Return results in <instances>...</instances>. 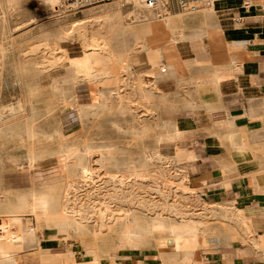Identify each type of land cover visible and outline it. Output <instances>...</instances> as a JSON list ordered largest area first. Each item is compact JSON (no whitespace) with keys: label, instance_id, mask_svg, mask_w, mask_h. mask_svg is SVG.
<instances>
[{"label":"rangeland","instance_id":"obj_1","mask_svg":"<svg viewBox=\"0 0 264 264\" xmlns=\"http://www.w3.org/2000/svg\"><path fill=\"white\" fill-rule=\"evenodd\" d=\"M117 2L89 7L77 13L62 10L63 4L51 10L43 0H21L18 7L6 3V23L0 29V111H5L2 116L6 120L22 117L21 123L26 128L0 131V164L4 155L31 154L37 159V166L32 170L45 162L52 174L48 180L36 183L27 178L10 181L0 172V206L13 201L20 193L46 191L48 186L55 185L59 197L57 216L69 221V208L81 215L78 218L86 223L82 231L72 233L71 242L83 246L94 261L92 264H111L112 254L123 252L124 257L129 252L127 246L120 244L116 228L117 222L124 219L119 216L129 206L141 213L157 210L170 213L178 220H190L199 228L198 239L208 236L207 228L215 224L229 228L228 236H232L231 229L235 226L241 231L237 233L238 238L248 237L238 224L243 222L232 216L233 213L226 211L221 217L219 212L225 208L220 211L209 209L196 198L183 182L186 180L183 170L163 155L161 159L146 164L145 177L140 182L129 181L125 166L116 177L115 169L107 168L87 178L78 172L66 171L62 165L61 169L58 167L60 155L83 154L89 148L95 150L104 146H112L118 159L131 165L144 161L147 154L159 150L157 138L175 140L173 100L164 87L169 86L174 78L178 79V87L185 86L184 71H188V65L173 57L175 52L169 49V41L181 29L191 27L189 20L202 17L209 21L213 11L211 8L199 13L185 10L184 15L172 16L174 10H163L170 17V25L148 33L143 28L148 27L151 20L160 21L140 9L141 21L133 19L131 9L123 7L124 17L133 24L132 30L112 40L109 52L101 49L92 54L97 62L108 54L112 55L115 67L108 72L105 69L104 79L96 85L91 81L71 85L68 59L84 55L85 44L90 38L59 40V23L81 19L91 10L115 7ZM207 27L214 28V25ZM139 47V58L152 57L158 49L166 47L162 58L157 57V67L148 70L157 84L146 97L141 88L151 77L138 73L133 66L136 63L130 62L129 69L121 68L123 61L136 54L134 52ZM169 57L176 60L172 69L167 64ZM101 93L107 98L108 108H89L87 105H93ZM19 107L23 108V113L14 111ZM68 117L75 122L80 135L71 137V142L63 136L64 120ZM51 133L53 139L48 141L45 136ZM88 157L90 165H94L96 155L92 153ZM55 213L48 218H38V221L24 219L25 230L31 227L37 232L40 226L45 234L44 229L58 224ZM5 214L0 207V219ZM198 239L186 246L173 247L172 252L161 254L164 256L160 261L162 264H184L185 253L197 246ZM155 241L147 238L139 246L140 250L152 249ZM68 245L70 242H65L64 246ZM26 248L0 241V250L11 255L19 256ZM0 264L10 263L0 261Z\"/></svg>","mask_w":264,"mask_h":264},{"label":"crops","instance_id":"obj_2","mask_svg":"<svg viewBox=\"0 0 264 264\" xmlns=\"http://www.w3.org/2000/svg\"><path fill=\"white\" fill-rule=\"evenodd\" d=\"M211 10L209 21L202 17L188 21L191 27L186 29L192 32L188 51H171L188 65L187 84L178 87L174 78L164 87L173 100L177 134L159 150L183 170L196 198L209 209L225 208L245 224L237 222L248 234L239 238L241 231L235 226L232 236L222 225L208 227L209 235L201 236L191 249L193 263L264 264V0H213ZM151 60L139 58L134 69L139 73L150 68ZM175 62L172 57L167 61L171 69ZM75 128L70 117L64 120L67 142L80 136ZM11 157L1 158L0 172L6 179L36 183L49 179L45 162L28 171L24 161L22 171V162ZM225 210L219 212L221 217ZM31 235H21L19 247L26 251L12 255L22 264L94 263L80 243L40 248L27 243ZM172 251L168 240L157 239L152 249H130L116 264H162L161 254Z\"/></svg>","mask_w":264,"mask_h":264},{"label":"bare ground","instance_id":"obj_3","mask_svg":"<svg viewBox=\"0 0 264 264\" xmlns=\"http://www.w3.org/2000/svg\"><path fill=\"white\" fill-rule=\"evenodd\" d=\"M20 1L21 0H0L1 30L3 25L6 23V3H11L18 7L20 5ZM43 2L51 10H55L59 7H62L64 0H43ZM212 4L213 0H211V4L206 7V9L201 8L197 12L199 13L202 10H209ZM123 7L131 9L133 19L141 21V15L138 13V0H118L115 7L91 10L88 13H85L81 19L64 20L59 23V40H68L73 37H79L85 40L88 38H90V40L92 39L91 43L90 40L88 43L86 42V50L84 55L68 59L67 66L71 72V76L69 78V83L71 85H77L80 81H91L96 85L98 82H101L104 79L105 74H103V72L105 69V72H108V70L115 67L116 63L114 62L112 55L108 54L104 60L97 62L93 60L94 58L92 54L94 52H99L101 49L108 51V49L111 48L110 45L112 40L118 39L132 30L133 24L129 23L124 17V13L122 11ZM186 11L190 12L189 10ZM184 13L185 10L174 9L171 15L178 16L184 15ZM147 14L160 21L158 23L151 20V24H149L148 27L143 28L148 33L154 32L162 26L170 25V17L166 15L163 10L158 12H147ZM191 35L192 32H189L186 27L181 29V31L175 33L174 37H172V39L169 41V49L171 51L179 50L182 54L186 53L188 51L187 44L191 39ZM140 49L141 47L136 49L134 52L136 54H132L128 60L123 61V64L121 65L122 69H129L130 62L133 64L139 63V53L141 52ZM165 50L166 47H161L158 49L151 57L152 60L150 61V68L142 70L139 73L144 74V76L147 74L152 78L153 74L148 70L157 67V60L159 57L162 58ZM167 64L171 68V64ZM94 68H96V71H94ZM99 68L100 70L98 71L97 69ZM151 78L146 79L144 81L145 86L141 88L144 97L149 96L151 94V90L157 84L156 79ZM87 106L93 109L108 108V101L107 98H105L104 93H101L93 105ZM17 110L23 113L22 107L14 109V111ZM4 112L5 111H0V131L3 132L26 128L25 125L21 123L22 117L17 116L15 118L6 120L2 116ZM45 137L48 139V141H50L53 139V134H48ZM172 141H174L172 138L159 137L157 138V148L159 149L161 144H169ZM92 153L96 155L94 165H90L89 163L88 156ZM11 158H13L16 163L22 162L20 165L22 171H24V161H26L28 171L34 169L37 166V159L31 154L12 156ZM161 158L162 154L160 153V150H157L156 152L147 154L144 161L139 160L135 164L125 165V163H122V161L118 159L117 151L113 149L112 146H104L95 150L89 148L83 154L72 153L60 155L58 156V167L61 169L62 165L66 171H75L81 176L87 178L93 177V175L99 173L102 169L107 168L115 169L114 176L116 177L121 172V168L125 166L128 172L127 178L129 181L140 182L141 179L145 177L144 168L146 164ZM51 174L52 172L50 175ZM183 182L186 183V180ZM186 186L189 189L187 183ZM184 188L186 187L184 186ZM56 191V186L50 185L47 187L46 191H29L20 193L15 196L13 201L2 204L0 207L6 211L8 216L6 218L0 219V240L2 241L5 239L6 242L10 243L11 245L19 247L21 243V235L32 234L30 239L27 240L28 244L37 245L40 248L48 246L55 247L56 249L65 242H71L72 233L82 231L83 227L86 226V223L83 222L82 219L78 218L81 215L79 216V214H76L75 211H70L69 208L67 209V215L70 218L69 221L66 222L65 220H62L61 217L57 216L56 207L59 204V197ZM54 213L57 216L58 224L54 228L44 229L45 234L43 233L40 226L37 232H35V230H33L31 227L25 230L24 219L27 218L28 220H31V218H35L38 221V218H48ZM119 217L124 218H120L121 220L117 222L118 225L116 227L119 232L120 244L127 246L129 249H140L139 246H141L142 242H144L147 238H152L155 240L166 239L173 245V247H182L188 245L192 241L197 240L200 235L199 228L190 220H178L170 213H162L161 211L157 210H151L149 213H141L129 206L124 210V214H121ZM122 258L123 252H120L116 255L112 254L110 256L111 264H116V261ZM182 260L184 264H194L192 261L191 252H186ZM0 261L10 264H22L19 257L14 258L10 253H7L3 250H0Z\"/></svg>","mask_w":264,"mask_h":264},{"label":"built area","instance_id":"obj_4","mask_svg":"<svg viewBox=\"0 0 264 264\" xmlns=\"http://www.w3.org/2000/svg\"><path fill=\"white\" fill-rule=\"evenodd\" d=\"M117 1L118 0H64V7L62 10L77 13L89 7L113 4ZM138 2L139 9L142 12H158L174 9L197 12L202 7H208L211 4V0H138Z\"/></svg>","mask_w":264,"mask_h":264}]
</instances>
